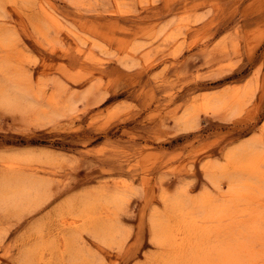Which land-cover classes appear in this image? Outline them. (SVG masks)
Segmentation results:
<instances>
[{
  "label": "rangeland",
  "instance_id": "rangeland-1",
  "mask_svg": "<svg viewBox=\"0 0 264 264\" xmlns=\"http://www.w3.org/2000/svg\"><path fill=\"white\" fill-rule=\"evenodd\" d=\"M7 80L26 98L0 103V175L45 178L51 196L0 213V264H147L151 212L175 221L161 193L217 194L203 165H224L262 127L264 0H0ZM51 95L75 108L37 114ZM254 153L237 150L226 173L246 175ZM122 182L125 200L105 206Z\"/></svg>",
  "mask_w": 264,
  "mask_h": 264
},
{
  "label": "bare ground",
  "instance_id": "bare-ground-1",
  "mask_svg": "<svg viewBox=\"0 0 264 264\" xmlns=\"http://www.w3.org/2000/svg\"><path fill=\"white\" fill-rule=\"evenodd\" d=\"M68 1L79 5L83 0ZM126 53V58H132L131 49ZM7 75L11 76L10 72H7ZM16 84L17 82L8 80L0 83V103L16 106V103L26 98L25 93L21 92ZM231 95L235 103L240 104V91L232 90ZM221 97L222 93L204 96L200 100L199 108L203 111L213 110L222 102ZM75 103L76 100L69 98L60 104L51 95L49 109L39 108L36 113L41 116L59 115L60 112L73 110ZM188 115H192L191 112H188ZM184 121L189 123L191 117L184 118ZM237 150L255 152L249 156V162L245 166L247 174L239 175L240 178L226 173V166ZM27 154L32 156L33 153ZM12 155L14 154H10ZM203 169L218 193L213 194L208 188H204L198 195L191 196L184 186L172 191H163L161 198L164 206L168 215H171L170 211L173 213L175 221H170L166 224L167 227L163 228L157 221L159 213L155 210L151 212L150 239L158 246L159 252L149 253L146 257L147 264H264V121L259 133L227 153L224 165L206 163ZM48 187L45 178L0 175L1 215L5 216L7 212L17 209L20 215L30 211L32 205L49 199L51 193ZM116 188L118 189L111 195L105 194V199L102 197L103 203L107 204L105 206H117L125 200L126 184L122 182ZM102 205L104 204L100 206ZM90 220L93 219L85 218L90 225H98L97 228L106 234L104 236L109 237L120 232V226L111 224L112 221L95 224Z\"/></svg>",
  "mask_w": 264,
  "mask_h": 264
}]
</instances>
